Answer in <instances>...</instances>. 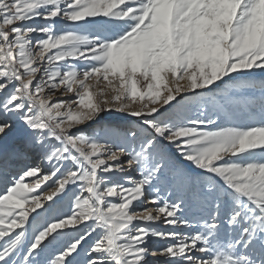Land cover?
<instances>
[{
    "label": "snow or ice",
    "instance_id": "obj_1",
    "mask_svg": "<svg viewBox=\"0 0 264 264\" xmlns=\"http://www.w3.org/2000/svg\"><path fill=\"white\" fill-rule=\"evenodd\" d=\"M0 264H264V0H0Z\"/></svg>",
    "mask_w": 264,
    "mask_h": 264
}]
</instances>
